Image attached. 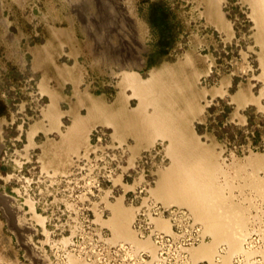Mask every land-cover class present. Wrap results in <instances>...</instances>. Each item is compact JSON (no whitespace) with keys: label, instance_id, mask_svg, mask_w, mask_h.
<instances>
[{"label":"rangeland","instance_id":"374dc122","mask_svg":"<svg viewBox=\"0 0 264 264\" xmlns=\"http://www.w3.org/2000/svg\"><path fill=\"white\" fill-rule=\"evenodd\" d=\"M251 3L0 0V264H264V5ZM124 70L172 88L208 154L198 165L222 171L207 181L236 209L241 250L187 196L161 195L169 139L136 136L153 107Z\"/></svg>","mask_w":264,"mask_h":264},{"label":"bare ground","instance_id":"6f19581e","mask_svg":"<svg viewBox=\"0 0 264 264\" xmlns=\"http://www.w3.org/2000/svg\"><path fill=\"white\" fill-rule=\"evenodd\" d=\"M252 3L255 6V8L253 7L254 9L252 8L253 11L257 12L258 10V12H261L262 7H263L262 5H264L263 4L264 0H252ZM257 14L260 15L259 13H256V16H258ZM263 19L264 18H262V21H264ZM256 21L257 20L255 18V22ZM262 25L261 26L263 27L262 28L263 30L264 23ZM260 28L261 27H259L258 30H261ZM124 76H125L124 79L126 78V81L129 87L133 89L134 95L139 98L140 105H151L153 107V111L151 114L149 115L143 114L141 116L142 120L139 123L136 122L137 123L136 127L138 128H136L133 125L136 129H138V132H139L136 136L143 137L144 135L147 134V131L150 130L158 136L166 137L169 139V148H170L169 151H170V155L172 156L171 158L173 159V168L171 169V171L167 172V175L166 173L165 175L163 174V176L165 177H163L164 180L160 186L161 193H163L161 195L165 196L167 199L172 200V199H175V198H171L175 192L182 193L188 197L186 200L192 202V204L194 205L193 207L195 208L197 207L196 209H198L199 207L200 210L205 209L203 213H205L204 215L205 219H207L206 217H208L207 220H209L210 222V224L208 225L209 226L208 228H210L212 234L215 233L214 234L215 239L217 241L228 239L230 241L229 246H230V243L232 246L229 249L231 250L233 248L234 251L233 249L231 251L235 252V249L236 248L238 249L239 245H241L240 239L242 238L240 236V233L241 232L243 233L244 228H242L241 226L237 228L235 226V224L237 225V223H235L233 220L234 219L233 215L235 214V213L234 214L232 213L233 208L232 209H230V207L229 209H227V207L225 208V204L227 203L226 201L228 200V198L225 196L219 195V197H223V199L224 198L226 199L225 201L226 203H225L223 202L224 201L223 199L216 198L215 197L216 195H213L214 193L212 191L215 190L216 188L213 189V187H211L212 185L207 181V180L210 181L211 179H207V177L210 178L212 175L215 176L216 173L217 172L219 173V171L221 170H218V169L215 170V168L213 170V169L206 167L205 165H203L204 167H202L201 165H198L199 164L197 161V159H199L198 157L200 156V159H199V162H200V160H202L201 158H203L204 156L201 157V154L197 152L199 143L196 140L194 141L193 138L191 139L186 136L187 135L185 133L186 130L183 129L182 124L180 122L182 120V115L179 117L177 113H175V110L172 109L171 100L169 98L172 88L168 86L166 83H164L162 81L163 79L161 80V75H158L157 77L155 75L154 78L152 77V79H149V81H145V82L141 81L139 77H137V75L129 73V72L127 73L125 72ZM203 154H204V151H203ZM207 155L208 154H206V157H204V159L208 157ZM202 163H205V160L204 162L202 161ZM212 183H214V181ZM217 190L214 191L216 192L215 194H218ZM221 194L223 195V193ZM233 207L235 206L233 205ZM235 210L233 209V211ZM231 213H232V216H230ZM239 215H241L240 212H239ZM204 216L202 217L204 218ZM228 216L233 218L232 221L231 220L229 221V219L231 218H229ZM239 228H242L243 230L241 229V232H240ZM201 248H202L201 252H200V249L198 250V252L204 253L206 250H204L203 247ZM239 250H241L240 247L238 251ZM231 251H229V254ZM230 255L227 257L230 258ZM229 258H226V260L227 259L229 260ZM223 263H225L224 260H223Z\"/></svg>","mask_w":264,"mask_h":264}]
</instances>
